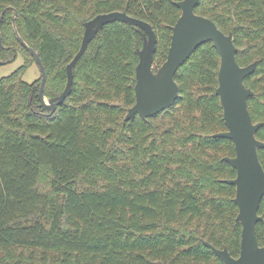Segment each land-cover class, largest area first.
Listing matches in <instances>:
<instances>
[{
	"label": "trees",
	"instance_id": "16d2710c",
	"mask_svg": "<svg viewBox=\"0 0 264 264\" xmlns=\"http://www.w3.org/2000/svg\"><path fill=\"white\" fill-rule=\"evenodd\" d=\"M179 0H0V264H224L205 242L240 251L235 155L216 94L220 56L199 44L177 68L174 103L146 118L134 114L141 28L115 20L98 30L73 66L70 94L53 111L66 64L80 47L84 22L110 11L148 21L157 36L153 71L166 59ZM194 11L232 33L255 137L264 142V0H198ZM264 169V147L257 149ZM47 184L41 183L42 171ZM255 232L263 243L264 195Z\"/></svg>",
	"mask_w": 264,
	"mask_h": 264
},
{
	"label": "water",
	"instance_id": "95a60500",
	"mask_svg": "<svg viewBox=\"0 0 264 264\" xmlns=\"http://www.w3.org/2000/svg\"><path fill=\"white\" fill-rule=\"evenodd\" d=\"M198 0H179L176 5L180 15L171 26L170 44L166 59L153 71V57L157 36L153 26L146 20L127 14L124 11L99 13L84 22V31L80 47L66 64V84L63 91L51 98L43 95L46 79L45 67L38 53L16 35L25 48L29 50L41 73L38 91L40 105L53 111L71 92L73 84V66L82 56L91 39L106 23L120 20L135 25L143 31V43L138 50L139 61L135 68V102L128 109L125 119L134 114L142 118L154 115L171 106L178 96V84L174 78L177 68L190 56L201 43L211 41L219 53L220 64L217 73L216 94L223 109V118L227 129L218 133L231 139L235 155L226 157L236 170L233 178L226 182L235 186L234 202L238 207L236 219L241 224L240 251L232 256L227 248H216L205 242L224 264H264L263 243L259 244L255 225L261 216L258 214L260 200L264 195V169L259 161L258 147L264 142L255 137L260 123H253L247 100L253 91L245 87L243 80L254 71L255 62L240 66L235 58L236 46L232 33H224L210 18L194 11ZM3 13L0 15V24ZM0 46L2 47L1 38Z\"/></svg>",
	"mask_w": 264,
	"mask_h": 264
},
{
	"label": "rangeland",
	"instance_id": "374dc122",
	"mask_svg": "<svg viewBox=\"0 0 264 264\" xmlns=\"http://www.w3.org/2000/svg\"><path fill=\"white\" fill-rule=\"evenodd\" d=\"M22 64H23V59L20 57L13 62L1 64L0 77L9 75L13 71H15L18 67H20ZM22 73H23L22 79L28 83H33L41 77V73L37 64L32 62H28V65L24 68ZM47 180H48V172H46V170H43L41 183L47 184Z\"/></svg>",
	"mask_w": 264,
	"mask_h": 264
}]
</instances>
